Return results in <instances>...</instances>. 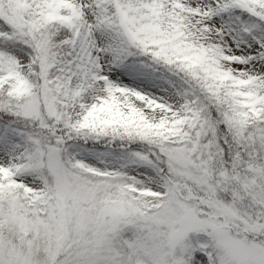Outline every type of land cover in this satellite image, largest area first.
<instances>
[{"label":"snow or ice","instance_id":"obj_1","mask_svg":"<svg viewBox=\"0 0 264 264\" xmlns=\"http://www.w3.org/2000/svg\"><path fill=\"white\" fill-rule=\"evenodd\" d=\"M0 264H264V0H0Z\"/></svg>","mask_w":264,"mask_h":264}]
</instances>
